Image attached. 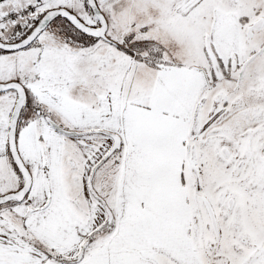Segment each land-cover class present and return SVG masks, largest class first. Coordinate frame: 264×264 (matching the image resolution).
<instances>
[{"label": "snow or ice", "instance_id": "6c2138e0", "mask_svg": "<svg viewBox=\"0 0 264 264\" xmlns=\"http://www.w3.org/2000/svg\"><path fill=\"white\" fill-rule=\"evenodd\" d=\"M0 264H264V0H0Z\"/></svg>", "mask_w": 264, "mask_h": 264}]
</instances>
